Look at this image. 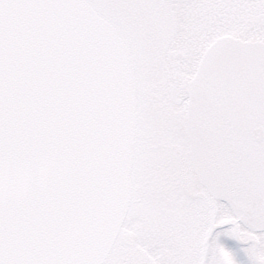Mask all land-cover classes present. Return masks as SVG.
I'll return each instance as SVG.
<instances>
[{
  "label": "snow or ice",
  "instance_id": "snow-or-ice-1",
  "mask_svg": "<svg viewBox=\"0 0 264 264\" xmlns=\"http://www.w3.org/2000/svg\"><path fill=\"white\" fill-rule=\"evenodd\" d=\"M0 264H264V0H0Z\"/></svg>",
  "mask_w": 264,
  "mask_h": 264
}]
</instances>
